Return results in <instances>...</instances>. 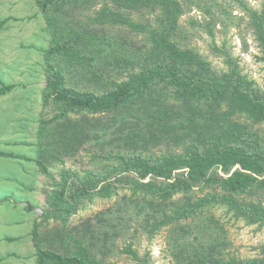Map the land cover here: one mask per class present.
I'll use <instances>...</instances> for the list:
<instances>
[{"label":"trees","instance_id":"trees-1","mask_svg":"<svg viewBox=\"0 0 264 264\" xmlns=\"http://www.w3.org/2000/svg\"><path fill=\"white\" fill-rule=\"evenodd\" d=\"M78 1L35 0L51 35L42 97L53 112L37 130L35 162L50 188L32 230L36 264H117L115 253L150 264L134 238L164 228L176 264H264V243L258 255L242 257L229 248L227 228L240 220L264 227V88L219 46L221 68L183 42L180 18L192 0H103L91 20L142 35L133 49L91 22L67 21ZM237 1L264 62V3ZM206 13L213 36L220 11ZM81 69L92 87L74 81ZM15 86L0 85V95ZM81 150L93 168L64 167L55 178L46 159L64 165ZM113 198L71 226L87 204ZM51 222L54 232L42 235L40 225Z\"/></svg>","mask_w":264,"mask_h":264},{"label":"rangeland","instance_id":"rangeland-1","mask_svg":"<svg viewBox=\"0 0 264 264\" xmlns=\"http://www.w3.org/2000/svg\"><path fill=\"white\" fill-rule=\"evenodd\" d=\"M244 1L256 8L264 3V0ZM103 3V0H79L67 8V21L75 22L80 19L83 26L91 22L89 26L99 28L104 38L108 34L115 36L120 42L118 38L121 37L129 48L140 47L144 41L143 36L129 33L123 25L109 23L101 26L93 23L91 19L97 16ZM208 6L220 11V16L211 22L215 32L213 36L207 29V24L211 21L206 13ZM5 19L6 24L0 29V85L16 86L10 92L0 95V151L12 152L28 159L0 154V264H36L32 255L33 247L28 244L29 225L25 217L37 213L39 219L36 222L42 221L45 204L38 206L37 201L46 196L50 188L47 184L48 177L44 175L42 181L41 176H38L35 158L40 154L36 145L40 120L42 116L53 114L50 106H43L42 97L46 85L44 50L49 47L51 35L35 0H0V22ZM180 28L183 42L197 48L215 66H225L222 55L215 49L217 45L238 57L243 72L255 78L264 88V62L258 58L261 55L260 48L249 17L237 0H192V5L186 8L180 18ZM90 75L81 69L74 74V81L79 88H84L87 84L92 87L93 81L88 82L86 78ZM99 117L106 118L104 115ZM64 159V165L46 159L55 178H59L64 167L82 170L94 166L86 150ZM114 200L96 199L87 204L71 218V226L109 207ZM28 203L37 205L34 212L27 207ZM217 213L220 214V211ZM55 226L51 222L49 226L40 225L39 229L44 235L46 232L53 233ZM227 228L229 248L233 252L242 257L259 254L257 248L264 243V227L259 228L240 220L231 221ZM168 236L165 228L152 239H148L146 233L139 232L134 238V246L141 256L150 254V264H176L168 244ZM124 241L120 239L119 245L122 246ZM111 259L117 264H138L123 254L115 253Z\"/></svg>","mask_w":264,"mask_h":264},{"label":"crops","instance_id":"crops-1","mask_svg":"<svg viewBox=\"0 0 264 264\" xmlns=\"http://www.w3.org/2000/svg\"><path fill=\"white\" fill-rule=\"evenodd\" d=\"M21 20V19H20ZM20 20H18V21H20ZM1 23V22H0ZM6 24V23H5ZM4 27V26H3ZM3 27H1L0 29H2ZM41 176V180L43 181V178H44V174L39 170V168H38V176ZM43 177V178H42ZM38 206H39V204L40 205H43V203L45 204V195H44V197H42L41 199H39L38 201ZM29 204V203H28ZM22 205V204H21ZM44 206V205H43ZM30 210H32V212H34L35 211V208L37 207V205L36 206H32L31 204H29L28 206H27ZM38 214L37 213H35L34 215L32 214V215H26V217H25V219L28 221V225H29V228H28V233H29V235H30V239H29V242H28V244H29V246L32 248L33 247V250H32V255L35 257V253H36V248H35V246H34V241H33V236H32V230L34 229V224L36 223V221L39 219L38 218V216H37ZM40 228V227H39ZM36 258V257H35Z\"/></svg>","mask_w":264,"mask_h":264},{"label":"built area","instance_id":"built-area-1","mask_svg":"<svg viewBox=\"0 0 264 264\" xmlns=\"http://www.w3.org/2000/svg\"><path fill=\"white\" fill-rule=\"evenodd\" d=\"M38 212H41L40 210ZM43 213V212H42Z\"/></svg>","mask_w":264,"mask_h":264}]
</instances>
